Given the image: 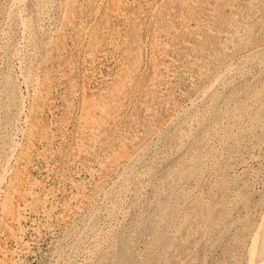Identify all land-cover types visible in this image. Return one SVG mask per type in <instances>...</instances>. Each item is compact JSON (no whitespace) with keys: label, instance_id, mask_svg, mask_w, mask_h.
Wrapping results in <instances>:
<instances>
[{"label":"rangeland","instance_id":"374dc122","mask_svg":"<svg viewBox=\"0 0 264 264\" xmlns=\"http://www.w3.org/2000/svg\"><path fill=\"white\" fill-rule=\"evenodd\" d=\"M263 218L264 0H0V264H249Z\"/></svg>","mask_w":264,"mask_h":264},{"label":"bare ground","instance_id":"6f19581e","mask_svg":"<svg viewBox=\"0 0 264 264\" xmlns=\"http://www.w3.org/2000/svg\"><path fill=\"white\" fill-rule=\"evenodd\" d=\"M79 1V0H78ZM12 3V2H11ZM118 3V2H117ZM17 5V4H16ZM10 7V6H9ZM21 11V10H20ZM19 11V12H20ZM42 14V13H41ZM69 24V23H68ZM4 36V35H3ZM31 39V38H30ZM3 51V50H2ZM18 56V55H17ZM228 68V66H227ZM228 71V70H227ZM219 80V79H218ZM222 80V79H221ZM218 82V81H217ZM216 82V83H217ZM215 87V86H214ZM212 94V92H210ZM203 96V95H202ZM116 105V104H115ZM245 115V114H244ZM16 125V124H15ZM15 137V136H14ZM36 140V139H35ZM14 144V143H13ZM217 148V147H216ZM18 151V150H17ZM212 153V152H211ZM137 154V153H136ZM133 157V156H132ZM132 159V158H131ZM26 161V160H25ZM210 163V162H209ZM10 164V163H9ZM207 165V164H206ZM210 166V165H209ZM133 167V166H132ZM8 174V173H7ZM17 192V191H16ZM109 193V192H108ZM10 197V196H9ZM107 199V198H106ZM230 201V200H229ZM114 202V201H113ZM14 220V219H13ZM8 221V220H7ZM259 226V224H258ZM259 232V233H258ZM258 235L255 236L254 246L251 250V262L249 264H264V218L258 230ZM252 233V232H251ZM251 235V234H250ZM254 236V235H253ZM252 237V235H251ZM253 238V237H252ZM251 240V239H250ZM251 244V243H250ZM251 249V248H250Z\"/></svg>","mask_w":264,"mask_h":264}]
</instances>
